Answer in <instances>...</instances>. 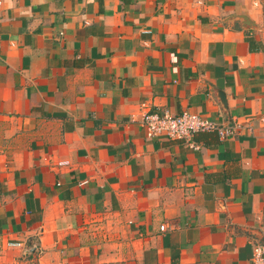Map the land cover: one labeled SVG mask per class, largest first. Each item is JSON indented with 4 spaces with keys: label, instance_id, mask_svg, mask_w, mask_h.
<instances>
[{
    "label": "crops",
    "instance_id": "crops-1",
    "mask_svg": "<svg viewBox=\"0 0 264 264\" xmlns=\"http://www.w3.org/2000/svg\"><path fill=\"white\" fill-rule=\"evenodd\" d=\"M164 111L253 131L148 138ZM257 243L264 0H0V254L248 264Z\"/></svg>",
    "mask_w": 264,
    "mask_h": 264
},
{
    "label": "built area",
    "instance_id": "built-area-1",
    "mask_svg": "<svg viewBox=\"0 0 264 264\" xmlns=\"http://www.w3.org/2000/svg\"><path fill=\"white\" fill-rule=\"evenodd\" d=\"M141 123L148 138L164 137L168 140H180L195 149L198 145L193 142V137L197 133H212L220 140H224L234 138L243 132L253 131L250 125H244L237 120L218 123L188 111H183L179 115H171L167 111L146 112L142 115ZM68 166L69 162L66 160L57 163L58 168ZM160 229L163 231L164 227L161 226ZM8 246L23 248V251L27 253V249L21 243H10ZM248 264H264V243L253 245Z\"/></svg>",
    "mask_w": 264,
    "mask_h": 264
},
{
    "label": "rangeland",
    "instance_id": "rangeland-1",
    "mask_svg": "<svg viewBox=\"0 0 264 264\" xmlns=\"http://www.w3.org/2000/svg\"><path fill=\"white\" fill-rule=\"evenodd\" d=\"M0 264H21L18 257L13 254H0Z\"/></svg>",
    "mask_w": 264,
    "mask_h": 264
}]
</instances>
